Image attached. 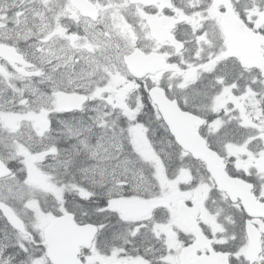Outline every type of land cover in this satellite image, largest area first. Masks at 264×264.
<instances>
[{
    "label": "snow or ice",
    "instance_id": "snow-or-ice-1",
    "mask_svg": "<svg viewBox=\"0 0 264 264\" xmlns=\"http://www.w3.org/2000/svg\"><path fill=\"white\" fill-rule=\"evenodd\" d=\"M0 264H264V0H0Z\"/></svg>",
    "mask_w": 264,
    "mask_h": 264
}]
</instances>
